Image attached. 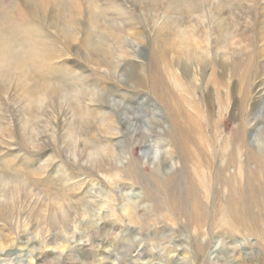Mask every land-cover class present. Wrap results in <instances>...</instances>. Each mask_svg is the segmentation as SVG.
<instances>
[{"label": "rangeland", "instance_id": "1", "mask_svg": "<svg viewBox=\"0 0 264 264\" xmlns=\"http://www.w3.org/2000/svg\"><path fill=\"white\" fill-rule=\"evenodd\" d=\"M0 42V264H264V0H0Z\"/></svg>", "mask_w": 264, "mask_h": 264}, {"label": "bare ground", "instance_id": "2", "mask_svg": "<svg viewBox=\"0 0 264 264\" xmlns=\"http://www.w3.org/2000/svg\"><path fill=\"white\" fill-rule=\"evenodd\" d=\"M3 41H4V39H3ZM2 43L0 42V46H4ZM157 97H158L157 98L158 101L160 100L162 103H164V104L166 103L165 101H163L161 99V95H159ZM170 97H171L170 102H171V104L174 105V111L173 112L177 111V112H179V113H176L178 116H180L181 118L182 117L187 118L186 123H184L185 126H183L180 122L176 123L177 116L173 117L174 122L172 121V123H175V126H176L177 130L179 131L178 133H179L180 137H178V141H180V143L182 144L181 147H183L185 150H187V152H188V154L190 156V160H191L192 166H193V156H192L193 150L191 148L192 145H193V135H196L197 131H199L201 133V127L202 126L200 127L198 125V123L196 122V120H194V122H193V117L191 115H189L188 113L185 112L186 114H183L184 111H182V109L180 107L181 102L179 100H177L173 96V94H170ZM193 123H194V128H193ZM194 143H195V141H194ZM228 166H229V164H226L224 168L223 167L221 168V174L225 173L224 175H226V172H227V168L226 167H228ZM202 170L203 169L201 168L198 171H196V170H192L191 171L192 173L194 172L193 176L197 177L200 180V182L198 181L200 184H204V181H205V178H206V173L203 172ZM231 176L235 178L236 175H231ZM193 185H194V182L191 183V186H193ZM193 187L191 189H194ZM192 199H193L192 202H193V207H194V211H195L194 214H196V213H198V210L200 208V200H198V197H196V193H195L194 190H193V198ZM194 214H193V217H196Z\"/></svg>", "mask_w": 264, "mask_h": 264}]
</instances>
